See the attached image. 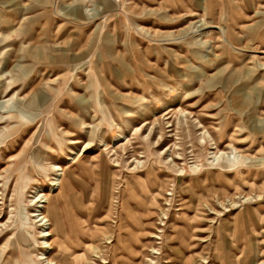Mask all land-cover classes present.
Wrapping results in <instances>:
<instances>
[{"label": "rangeland", "instance_id": "374dc122", "mask_svg": "<svg viewBox=\"0 0 264 264\" xmlns=\"http://www.w3.org/2000/svg\"><path fill=\"white\" fill-rule=\"evenodd\" d=\"M260 64L264 0H0V264H264Z\"/></svg>", "mask_w": 264, "mask_h": 264}, {"label": "bare ground", "instance_id": "6f19581e", "mask_svg": "<svg viewBox=\"0 0 264 264\" xmlns=\"http://www.w3.org/2000/svg\"><path fill=\"white\" fill-rule=\"evenodd\" d=\"M39 3H41V4H43L42 2H39ZM38 5H40V4H38ZM33 7V6H32ZM37 8V6H34L33 8ZM21 16V15H20ZM19 16V17H20ZM80 16H82V14H80ZM145 29V28H144ZM145 31L147 32V33H150L149 32V30H147V29H145ZM229 32V31H228ZM223 35V34H222ZM200 42V41H199ZM199 44V46L198 47H200V48H202L201 50H203V49H205L206 48V43L205 42H202V43H198ZM212 49H214V48H212ZM67 50H65L64 52L62 51V54H63V56H61L60 57V59H62V57L64 58V56H65V58H66V56H67ZM76 58V57H75ZM207 58V57H206ZM46 59H48V57L47 56H45V57H42V58H40L39 59V61H43V60H46ZM79 59V58H78ZM199 60H205V57H199ZM259 67L260 68H264V64H260L259 65ZM32 100H35L34 98L32 99ZM27 107H35V105H34V103H29L28 104V106ZM148 123L147 122H145L144 123V127L147 125ZM138 130V129H137ZM70 144H78V142H71ZM221 155H223V154H221ZM216 160H219L220 159V157H218L217 156V154H216V156L214 157ZM137 161V160H136ZM140 161V160H139ZM260 163V162H262L261 160H255L254 161V164H257V163ZM52 167V166H51ZM57 167V168H56ZM222 167H224V164L222 165ZM54 169H56L57 170V172H59V171H61L62 170V168H60L58 165H55L54 167H53ZM52 168V169H53ZM137 168V167H136ZM54 171V170H53ZM62 171H64V170H62ZM183 171V170H182ZM60 173V172H59ZM65 176V173L64 174H62V175H60V177H62V178H56V179H54L53 180V183H52V187L53 188H56V190H60L61 188H64V177ZM53 179V178H52ZM20 182H22V181H20ZM23 188V190H24V193H25V190H26V188H27V183L25 184V186L24 187H22ZM21 193V192H20ZM20 196V195H19ZM50 196L51 195H44V194H42V193H38L36 196H35V198H34V203L37 205V210L35 211V212H33V214H32V218H34V220H35V222H36V224H38L39 225V227L42 229V231H41V238L43 239V241H45V242H43V244H44V248L43 249H47V250H54V248H53V245H52V243H51V241L49 240L50 238H52L53 236H54V234L50 231V227H52L53 226V224L55 225L56 224V221L54 220V219H52L51 218V216H50V214L48 213L47 215L46 214H44V210L46 209L47 210V206L46 205H48V206H50V202H51V199H50ZM245 198V197H244ZM246 198H248V197H246ZM249 199H250V197L248 198V199H246V202H248L249 201ZM33 203V204H34ZM46 204V205H45ZM233 204H235V202L233 203ZM237 204V203H236ZM33 206V205H32ZM233 206H235V205H233ZM24 229H26L27 231H32V230H34V228L33 227H31V226H29L27 223H24ZM57 255V254H56ZM56 255H54V256H52V257H49V256H42L41 258H40V260L41 261H43V262H46L47 264H60L59 263V261H57L58 259H56L57 257H56ZM64 263V262H63ZM68 264H71V262L70 261H68Z\"/></svg>", "mask_w": 264, "mask_h": 264}, {"label": "crops", "instance_id": "0c3cea01", "mask_svg": "<svg viewBox=\"0 0 264 264\" xmlns=\"http://www.w3.org/2000/svg\"><path fill=\"white\" fill-rule=\"evenodd\" d=\"M56 225V224H55Z\"/></svg>", "mask_w": 264, "mask_h": 264}]
</instances>
